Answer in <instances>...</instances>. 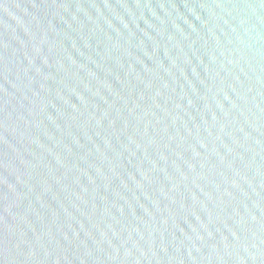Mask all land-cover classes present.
<instances>
[{"label": "water", "instance_id": "1", "mask_svg": "<svg viewBox=\"0 0 264 264\" xmlns=\"http://www.w3.org/2000/svg\"><path fill=\"white\" fill-rule=\"evenodd\" d=\"M0 264H264V0H0Z\"/></svg>", "mask_w": 264, "mask_h": 264}]
</instances>
